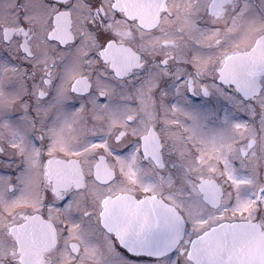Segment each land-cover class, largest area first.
<instances>
[{"label": "snow or ice", "instance_id": "snow-or-ice-1", "mask_svg": "<svg viewBox=\"0 0 264 264\" xmlns=\"http://www.w3.org/2000/svg\"><path fill=\"white\" fill-rule=\"evenodd\" d=\"M0 264H264V0H0Z\"/></svg>", "mask_w": 264, "mask_h": 264}, {"label": "flooded vegetation", "instance_id": "flooded-vegetation-1", "mask_svg": "<svg viewBox=\"0 0 264 264\" xmlns=\"http://www.w3.org/2000/svg\"><path fill=\"white\" fill-rule=\"evenodd\" d=\"M211 101V103H209ZM225 102L218 98H195L191 102L185 105L187 111L206 113L210 108H218L219 116L222 119L226 113L224 107ZM213 126V123H210Z\"/></svg>", "mask_w": 264, "mask_h": 264}]
</instances>
